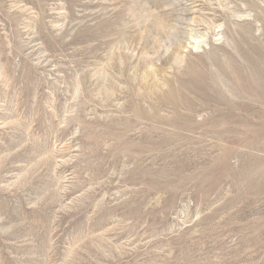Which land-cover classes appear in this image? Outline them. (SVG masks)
Wrapping results in <instances>:
<instances>
[{
  "label": "rangeland",
  "instance_id": "rangeland-1",
  "mask_svg": "<svg viewBox=\"0 0 264 264\" xmlns=\"http://www.w3.org/2000/svg\"><path fill=\"white\" fill-rule=\"evenodd\" d=\"M0 264H264V0H0Z\"/></svg>",
  "mask_w": 264,
  "mask_h": 264
}]
</instances>
